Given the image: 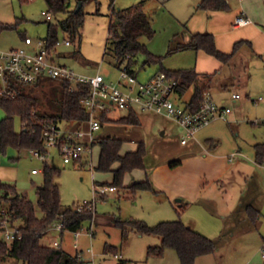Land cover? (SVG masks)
<instances>
[{"label": "rangeland", "instance_id": "1", "mask_svg": "<svg viewBox=\"0 0 264 264\" xmlns=\"http://www.w3.org/2000/svg\"><path fill=\"white\" fill-rule=\"evenodd\" d=\"M139 1L141 0H114V7L125 8ZM233 1L231 0V3H234ZM79 2L84 15L80 33L71 37L60 31L57 35L58 41L61 43L66 38L71 40V43L70 45L59 44L53 52V59L56 63L79 73L93 75L100 72L106 80L114 82L118 79L124 63L120 67L115 65L111 43L108 39L111 13L109 0H70L69 9L76 8ZM192 2L193 0H144L142 8L150 18L154 33L151 38L140 37V41L145 43L147 51L161 58L160 61H151L146 52L138 53L131 64V69L135 71L138 80H147L153 73L160 71L161 67L168 69L180 67L185 52L183 50L168 52V50L174 48L178 40L174 38V35L183 28ZM261 10L264 14V3ZM42 11H47L44 0H0V23L15 24L14 29L0 31V51L22 45L24 35L32 38L45 37L47 22H55L59 16L52 13V18L47 20ZM227 67L228 81L222 80V82L217 78L209 86V90L215 102H220L221 97L224 98L225 101L221 104L228 106L230 112L223 119L213 120L199 128L194 138H200L204 135L203 131L213 128L218 135L216 141H218L219 151L229 156L236 153L235 158L231 160L233 170L228 171L223 180L232 179L235 175V179L232 180H235L236 184H242L247 179L245 191L254 192L252 197L260 207L262 213L260 221L262 222L252 232L226 233V229L222 230V219L217 217L214 207L209 208L202 204L199 207L192 206L190 209L196 210L198 214L197 218L201 224L198 228L203 231L201 233L214 239L216 243L213 253L201 256L197 261L198 264H264V259L260 254V247L263 243L261 236L264 237V162L259 166L254 160L253 152L256 143L264 142V60L242 52ZM33 91L41 101L39 108L48 110V99L52 95L50 84L44 82L35 86ZM191 91L192 88H189L183 97L174 98L175 102L183 104ZM233 92L240 95L236 101H233ZM123 113L124 111H110L109 115L116 117ZM139 115L142 121L140 130L145 136L147 135L145 142L148 145L153 144L155 149H159L161 155L180 150L178 145L182 131L180 132L179 127L169 120L170 118L150 111L140 112ZM2 116L3 112L0 110V118ZM19 124L18 118H15L17 129ZM60 126L66 127L67 124L62 121ZM85 126L86 124H83L81 128ZM117 126L106 122L97 132L120 136L118 132L122 129ZM162 131H165L164 135H161ZM162 139L164 141L160 142ZM95 149L92 153L94 160L97 154V148ZM0 152L8 161V166L0 167V179L3 182L15 184L33 203L36 215L41 216L42 212L37 205L36 189L43 181L44 162L33 155L30 150L16 152L8 147L5 152L1 149ZM44 161L52 163L59 169L55 182L59 187L60 202L63 208L76 206L83 201H92L94 179L96 177L109 178V174H98L99 172L89 168L88 164L79 165L75 162L64 164L56 148L49 150ZM33 168L39 172L32 174L31 169ZM228 196L229 192L225 197ZM156 197L162 200H155ZM93 202V218L84 220L78 229L80 236L77 243L79 249L83 250V264H91L87 261L90 258L87 252L89 247L95 255L96 264H179L176 251L170 247L165 248L160 256L147 255L149 246L160 244L157 236L128 230L123 238L120 229L115 224L117 219L133 218L154 225L161 220L180 218V215L172 209V203L162 193L155 196L152 191H143L137 196H131L129 192L120 188L118 192L108 193L102 198L97 197ZM172 202L178 203L174 199ZM83 207L87 208V206ZM21 222V220L17 221L16 224ZM209 222L217 225L211 224L208 227ZM90 228L94 232L93 237L88 234ZM56 235L59 236L57 232L50 230L43 235L41 242L46 243ZM0 238L5 239L2 232H0ZM61 241V247L64 250L76 253L75 240L70 230L63 232ZM106 245H109L111 249L105 250ZM114 253H121L125 260L124 263H121ZM0 264H24V262L9 256Z\"/></svg>", "mask_w": 264, "mask_h": 264}, {"label": "trees", "instance_id": "2", "mask_svg": "<svg viewBox=\"0 0 264 264\" xmlns=\"http://www.w3.org/2000/svg\"><path fill=\"white\" fill-rule=\"evenodd\" d=\"M70 0H44L47 11L58 15L55 22H47L45 35L46 43L49 46L58 41L60 31L71 37L80 33L83 25L84 15L80 8L75 11L69 9ZM111 8L110 23L108 26V39L111 43L114 62L117 67L124 63L130 73L136 75L131 69V64L136 55L146 52L149 60L160 61L159 56L152 55L140 41V37L151 38L154 31L148 15L143 11L142 2L125 8H115L114 0H109ZM197 8L204 10H227L226 0H200ZM63 15V16H60ZM13 23H0V31L14 29ZM27 35L22 36L24 39ZM71 41V40H70ZM250 42L246 40L236 41L230 52L220 51L215 44V39L210 32L193 33L186 42H179L170 51L180 49H201L206 53L228 64L237 54L240 46ZM168 76L178 81L177 94L182 96L187 89L194 85L188 101L184 105L189 110H196L203 98V88L198 85L200 73L194 68L168 69L160 68ZM212 74H204L212 78ZM48 82L50 84L51 98L48 99V110H41L39 96L34 93V87ZM9 86L14 91V96L0 95V109L4 115L0 118V149L6 151L12 147L17 151L30 150L32 148L45 152L42 143V125L44 123H57L64 121L67 125L77 127L85 124L88 119V112L82 106L80 100L86 95L87 87L72 85L66 80L40 79L34 84H27L10 78ZM73 86L74 91L70 88ZM15 118H18L19 127H15ZM101 123L116 122L124 125L139 124L137 111L132 110L123 116L112 119L108 112L98 115ZM94 145L99 146V156L96 170L101 172H112L113 178L110 182H95L97 184H108L114 187L123 186L125 172L134 168L144 166L146 147L139 142L134 151L120 154L122 140L114 136L97 138ZM254 160L261 164L264 162V142L254 145ZM43 181L36 189L37 205L42 212L37 216L33 203L12 183L3 182L0 179V214L5 213L9 224L17 226L19 237L11 241L0 238V262L5 261L9 256L22 260L24 264H82L61 246L55 247L41 242V238L48 229L59 219H62L66 230L74 231L81 227L86 219H92L94 209H77L73 207H61L59 187L55 177L59 169L52 163L43 161ZM117 166L115 167V165ZM171 165L174 162L170 163ZM132 191L153 189L148 178L143 181L134 182L127 186ZM246 217L251 222H256L260 216V210L247 204L244 208ZM22 221L16 224L17 221ZM116 226L120 229L121 235L125 238L128 230H134L141 234H152L160 238V244L147 248L148 256H160L167 247L173 248L179 258V264H194L197 256L214 252L216 243L214 239L196 231L185 224L180 218L175 220H161L154 225H149L143 220L129 218L126 220H115ZM111 249L109 245L105 250Z\"/></svg>", "mask_w": 264, "mask_h": 264}, {"label": "crops", "instance_id": "3", "mask_svg": "<svg viewBox=\"0 0 264 264\" xmlns=\"http://www.w3.org/2000/svg\"><path fill=\"white\" fill-rule=\"evenodd\" d=\"M226 1L228 3L227 10H204L197 8L200 0H193L189 14L187 15V20L185 23H183V28L180 32L174 35V38H178L175 46L179 42L188 41L193 33L210 32L213 34L216 47L220 51L230 52L236 41L246 40L250 42V46L247 44H242L234 58L237 57L238 54L245 52L246 54H252L256 57H259L261 60H264V14H262L261 10V6H263L264 3L262 1L264 0H237V2L236 0H232L234 3H231V0ZM139 2H142V5L144 4V0ZM237 15H242L249 21L244 25H234L233 22ZM172 42L174 43V40ZM181 50L185 52V55L184 58H182V64L179 68H194L195 71L200 73L201 75H199V79L197 80L198 85L201 86L203 90H207L211 98L215 101L213 95L210 93L209 86L212 85V82L217 80V78L220 81H228L227 78L229 77V70L227 71V65L233 61L234 58L228 64H223L220 60L201 49H175L172 52ZM168 52H170V50H168ZM155 73H153L149 78H151ZM212 73H216L217 75L214 74L212 78L203 76L204 74ZM218 75H220V77H217ZM189 88H192V91L185 102L188 101L192 92L194 91V85H191ZM183 95L180 97H183ZM224 101V98L221 97L220 102L216 101V103L222 105L221 103H224ZM125 114L126 112L120 114L119 116L112 117L108 113V116L112 119H115ZM137 114L139 117V124L124 125L121 123L111 122L112 124L118 125L117 127L122 129L120 132H118L120 133V136L118 134H116L117 136L113 135L114 137L122 140L120 154L134 151L140 141L143 142L146 147L144 166L142 168H134L125 172L123 176V186L117 187L115 192H118V190L122 188L129 192L131 196H137L143 191H152L155 193V196H159L162 193L164 197L172 203V209L175 213L180 215V219L185 224L189 225L200 233L203 231L198 228L200 227L199 225H201L199 219L197 218L198 214L196 213V210H192L190 208L192 206L199 207L201 204L209 208H215L217 217L222 219V230L226 229V233L234 234L235 232H252L258 228L257 225L262 222L260 221L262 218V213L260 218L254 223L246 217L244 211V208L247 204H251L260 210L255 198L252 197L254 192L251 193L252 190L250 192H247L248 190L245 191L247 179H245L246 182L242 184H236V181L232 180L235 179V175L232 176V179L223 180V177L228 173V171L233 170L231 160L232 158H235L236 153L232 155L230 154L229 156L227 153L219 151L217 148L218 141H216V137L218 135L216 134L215 129L212 128L208 129L207 131L205 130L203 131L204 135L200 138L192 137L189 138L185 143L180 142V134L178 145L180 150L178 149V152L174 151L170 154L161 155L159 153V149H155L153 144L148 145L147 142H145L147 135L145 136L142 133V130H140L142 127V121L139 115L140 112H137ZM171 121L174 122L173 120ZM174 123L179 127L181 132V127L176 122ZM102 124L103 123H101V125ZM99 130L100 128L97 131ZM164 133L165 131H162L161 135H164ZM105 136L108 135L100 132L96 133L97 138ZM163 141L164 140L162 139L160 142ZM213 141L215 143H212ZM9 148L19 152L12 147ZM95 148H97V154L94 160L92 153H94L96 150ZM92 153L90 156L91 162L89 161V157L84 156L80 160L75 161V164H88L89 168L95 169L99 156L98 145L93 144ZM171 162H174V164L171 165ZM89 163H91V165ZM257 164L261 166V164ZM5 166H8V161H6L0 152V167ZM116 166L117 164L115 167ZM38 172L39 170L32 172L31 169L32 174H36ZM96 172H99L98 174L107 173L109 174V178L100 179L96 177L94 182H110L113 178L112 172H101L98 170H96ZM146 178H148L151 182L153 189L132 192L127 188L128 185L134 182L143 181ZM17 190L23 194V192H21L18 188ZM228 192L229 196L225 197ZM158 199L159 197H156L155 200ZM173 199L178 203L174 204L172 202ZM211 224L215 226L217 225L209 222L207 226L210 227ZM93 235L94 232L92 237ZM56 237L57 235L47 240L46 243L44 242V244L50 245L51 241ZM261 238L263 237L261 236ZM61 239L62 235L60 237V240ZM157 239L158 243H160V238L158 236ZM74 250L76 253L78 251L83 252V250L79 249L78 246H76ZM68 253L74 255L71 252ZM204 255L207 254L197 256L195 258L194 264H198V258ZM122 257L123 256L121 254L119 261L124 263L125 260H123Z\"/></svg>", "mask_w": 264, "mask_h": 264}, {"label": "built area", "instance_id": "4", "mask_svg": "<svg viewBox=\"0 0 264 264\" xmlns=\"http://www.w3.org/2000/svg\"><path fill=\"white\" fill-rule=\"evenodd\" d=\"M42 14L47 20L52 18V13L49 11H42ZM248 21L242 15H237L233 24L244 25ZM61 43L70 45L71 41L64 38ZM61 43L57 41L54 45L49 46L44 37L26 36L22 45L0 51V95L14 96V91L9 86L10 78L27 84H34L40 79L66 80L72 85L87 87L86 95L80 100L88 112L86 127H61L57 123H44L42 125V143L45 152L36 148L30 149V152L42 161L46 159L51 148L58 150L64 164L75 162L84 156L89 157L90 161L92 146L97 139L96 132L101 126L98 115L102 112L124 111L128 113L135 110L163 115L181 127V143H185L189 138L194 137L202 126L213 120L223 119L230 112L228 106L217 104L207 90H203L202 101L196 110L187 109L184 103L177 104L174 98L179 97L177 94L178 81L168 76L164 71H158L151 78L140 81L136 75L122 68L118 79L114 82L106 80L100 72L93 75L76 72L54 61L53 52ZM70 90L74 91L75 88L72 86ZM239 97V93H232L233 100ZM89 164L91 165V163ZM36 171V169H32V172ZM115 191L116 187L112 185L94 182L93 200ZM93 200L79 203L77 209L86 208L83 206L94 209ZM50 230L59 234L51 241L50 245L61 246L60 237L66 230L62 219L56 221L48 229V231ZM0 232L5 239L10 241L19 237L17 226L9 224L4 212L0 214ZM71 233L75 240L74 247H76L78 246L76 240L80 235L79 230L71 231ZM88 234L90 237L92 236L91 228ZM87 252L90 254L87 261L96 264L92 248L89 247ZM260 254L264 259V237ZM75 256L78 261L84 263L82 252L78 251ZM114 256L118 259L121 258L120 253H114Z\"/></svg>", "mask_w": 264, "mask_h": 264}, {"label": "water", "instance_id": "5", "mask_svg": "<svg viewBox=\"0 0 264 264\" xmlns=\"http://www.w3.org/2000/svg\"><path fill=\"white\" fill-rule=\"evenodd\" d=\"M80 6H81V3L79 2L78 5L75 8V11H77L80 8Z\"/></svg>", "mask_w": 264, "mask_h": 264}]
</instances>
